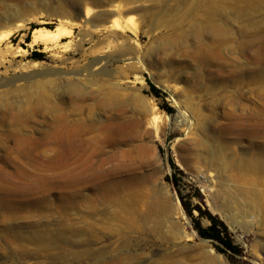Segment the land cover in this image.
Segmentation results:
<instances>
[{"label":"rangeland","instance_id":"rangeland-1","mask_svg":"<svg viewBox=\"0 0 264 264\" xmlns=\"http://www.w3.org/2000/svg\"><path fill=\"white\" fill-rule=\"evenodd\" d=\"M162 263L264 264V0H0V264Z\"/></svg>","mask_w":264,"mask_h":264},{"label":"bare ground","instance_id":"bare-ground-1","mask_svg":"<svg viewBox=\"0 0 264 264\" xmlns=\"http://www.w3.org/2000/svg\"><path fill=\"white\" fill-rule=\"evenodd\" d=\"M251 1V0H249ZM253 1V0H252ZM247 3H249L247 1ZM260 3V2H259ZM133 12V10H127L125 11V14L128 16H130V14ZM90 11L89 10H86L85 12V18L88 17ZM115 12H111L109 15H110V19H109V26H112L114 28H121V25H120V22L118 20L117 17L114 16ZM105 15V14H104ZM105 17V16H104ZM104 17L100 18V14L96 15V16H93V17H90V19L88 20H85V23H90V25L92 27L94 26H99V22L103 21L104 20ZM65 23L67 24V21H65ZM84 35L86 36H90L88 33H84ZM71 36V30L69 29H64V28H59V27H56L53 31L51 30H46V29H34L31 33V41L32 42H40L42 43L43 45H48L50 43H54V42H57L58 40L62 39V38H69ZM36 64V63H34ZM95 64H100L99 67H101L100 69V72L103 71V65H102V62L101 60H97L95 62ZM26 64H24L25 66ZM30 66V65H29ZM25 67H28V66H25ZM24 67V68H25ZM30 69V68H29ZM110 199V198H109ZM105 200V198H104ZM125 206V205H124ZM123 209L124 208H127L128 209V206L127 207H122ZM127 209L124 211V212H128ZM129 210V209H128ZM131 210V209H130ZM129 210V211H130ZM134 210V209H133ZM129 213V212H128ZM131 213V212H130ZM132 214V213H131ZM130 214V215H131ZM127 215V213L125 214V216ZM135 217V215H134ZM133 217V219H135ZM126 219V218H125ZM128 219L130 220V218L128 217ZM124 220V219H123ZM132 220V218H131ZM134 221V220H133ZM131 223V222H130ZM163 264V263H162ZM169 264V263H168Z\"/></svg>","mask_w":264,"mask_h":264},{"label":"trees","instance_id":"trees-1","mask_svg":"<svg viewBox=\"0 0 264 264\" xmlns=\"http://www.w3.org/2000/svg\"><path fill=\"white\" fill-rule=\"evenodd\" d=\"M31 57L32 59H38L39 54L33 52ZM198 211L200 212L199 209ZM187 213L192 217L189 210H187ZM209 221L210 223L206 227L200 226L198 222L194 226L199 237L216 242V249L221 253H236V248L231 244L224 224L214 217H209Z\"/></svg>","mask_w":264,"mask_h":264}]
</instances>
